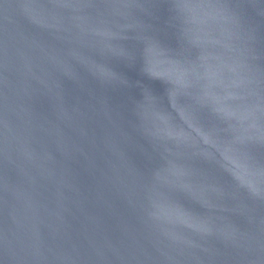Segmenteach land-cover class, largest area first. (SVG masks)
<instances>
[{
    "label": "water",
    "instance_id": "1",
    "mask_svg": "<svg viewBox=\"0 0 264 264\" xmlns=\"http://www.w3.org/2000/svg\"><path fill=\"white\" fill-rule=\"evenodd\" d=\"M262 136L264 0H0V264H264Z\"/></svg>",
    "mask_w": 264,
    "mask_h": 264
},
{
    "label": "snow or ice",
    "instance_id": "2",
    "mask_svg": "<svg viewBox=\"0 0 264 264\" xmlns=\"http://www.w3.org/2000/svg\"><path fill=\"white\" fill-rule=\"evenodd\" d=\"M41 7H48L59 2V0H35ZM180 3L186 7L203 3V0H180ZM166 56H171V60L165 59ZM142 58L145 62L147 73L153 79L165 81L169 87L173 89L174 95L177 92L188 91L192 88V80L189 79L188 73L183 70L184 65L178 58L170 53L162 50V46L158 40L145 39L143 45ZM166 65V67H163ZM197 104V102L194 100ZM249 141L237 140L233 143L228 155L232 158V167L236 170L244 169L248 176L258 175L264 180V156L258 160L254 159L249 150ZM261 144L264 145V136L261 137ZM250 193L258 195L264 199V188L257 187L253 182H245L243 185Z\"/></svg>",
    "mask_w": 264,
    "mask_h": 264
}]
</instances>
